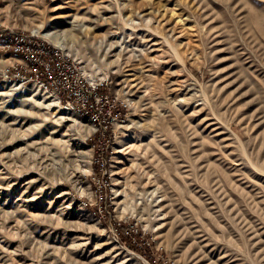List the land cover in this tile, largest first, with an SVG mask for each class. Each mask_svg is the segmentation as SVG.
<instances>
[{"label": "rangeland", "instance_id": "1", "mask_svg": "<svg viewBox=\"0 0 264 264\" xmlns=\"http://www.w3.org/2000/svg\"><path fill=\"white\" fill-rule=\"evenodd\" d=\"M0 24L62 39L125 125L3 80L0 50V264H264V0H0Z\"/></svg>", "mask_w": 264, "mask_h": 264}, {"label": "built area", "instance_id": "2", "mask_svg": "<svg viewBox=\"0 0 264 264\" xmlns=\"http://www.w3.org/2000/svg\"><path fill=\"white\" fill-rule=\"evenodd\" d=\"M0 50L16 60L2 70V79L28 82L50 90L66 110L88 118L105 136L123 115L104 80L89 78L75 57L33 30L0 24Z\"/></svg>", "mask_w": 264, "mask_h": 264}, {"label": "bare ground", "instance_id": "3", "mask_svg": "<svg viewBox=\"0 0 264 264\" xmlns=\"http://www.w3.org/2000/svg\"><path fill=\"white\" fill-rule=\"evenodd\" d=\"M126 23V22H125ZM127 24V23H126ZM128 25V24H127ZM50 34H52V31L50 32V31H47V32H44V36L45 37H47V39H49L52 43H54V44H56V45H58V46H60V47H62V48H64L66 45L64 44V41L62 40V39H59V37H52ZM8 59H2V61H7ZM90 75V77H92V78H94L93 76H92V74H89ZM91 78V79H92ZM8 85H9V87L10 88H18V87H13L11 84H10V82H5L2 86H5V87H8ZM33 87V86H32ZM34 88V87H33ZM42 91L43 92V96L45 97L46 96V98L49 96V98L50 97H52V100H50L49 102H48V104L51 106V104H55V106H61V104L59 103V101H58V98H57V96L56 95H53L52 93H50L49 92V94H47V95H45V92H44V90L42 89H40V87H36L35 89H33L32 91L33 92H35V93H37L38 91ZM29 91V90H28ZM7 91L6 90H1L0 91V93H6ZM47 93V92H46ZM20 95V94H19ZM34 95V94H33ZM21 97V96H20ZM60 108V107H59ZM58 108V109H59ZM124 110V109H123ZM67 111V110H66ZM123 112V111H122ZM116 124L114 125V129H124V126L125 125H121V123L120 122H115ZM92 126V125H91ZM91 128V127H90ZM91 129H93V128H91ZM90 129V130H91ZM110 141V140H109ZM103 168V167H102ZM121 226V225H120ZM124 227V226H123ZM118 228V227H117ZM128 230V229H127ZM138 230V229H137ZM119 234V233H118ZM136 234H138V233H136ZM177 235H178V233H177ZM186 235V234H185ZM184 235V236H185ZM187 236V235H186ZM135 237V236H134ZM179 237H181V236H179ZM119 238V237H118ZM183 238V237H182ZM125 239V238H124ZM126 241V240H125ZM128 241V240H127ZM183 242V241H182ZM128 243V242H127ZM215 261H212V260H210V264H213Z\"/></svg>", "mask_w": 264, "mask_h": 264}, {"label": "trees", "instance_id": "4", "mask_svg": "<svg viewBox=\"0 0 264 264\" xmlns=\"http://www.w3.org/2000/svg\"><path fill=\"white\" fill-rule=\"evenodd\" d=\"M108 135L111 136V131L108 130ZM95 168H98V166L96 165ZM121 225V226H120ZM124 226V227H123ZM118 227V228H117ZM116 228L117 230H119L120 233H122V230L124 228H128L127 224L125 222H122V223H119V225H116ZM137 249L144 255L148 256V252L149 251V248L145 245V246H142L140 248L137 247Z\"/></svg>", "mask_w": 264, "mask_h": 264}]
</instances>
